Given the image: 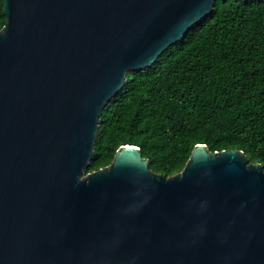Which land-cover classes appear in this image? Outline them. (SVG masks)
<instances>
[{"label":"water","instance_id":"1","mask_svg":"<svg viewBox=\"0 0 264 264\" xmlns=\"http://www.w3.org/2000/svg\"><path fill=\"white\" fill-rule=\"evenodd\" d=\"M216 1L4 0L0 264H264V166L242 151L197 144L166 177L125 145L87 173L128 73Z\"/></svg>","mask_w":264,"mask_h":264},{"label":"trees","instance_id":"2","mask_svg":"<svg viewBox=\"0 0 264 264\" xmlns=\"http://www.w3.org/2000/svg\"><path fill=\"white\" fill-rule=\"evenodd\" d=\"M197 144L242 151L264 166V0H217L151 67L128 73L102 112L87 173L130 145L169 177Z\"/></svg>","mask_w":264,"mask_h":264}]
</instances>
